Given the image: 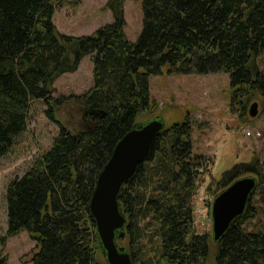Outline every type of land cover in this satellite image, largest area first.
<instances>
[{
  "label": "trees",
  "instance_id": "obj_1",
  "mask_svg": "<svg viewBox=\"0 0 264 264\" xmlns=\"http://www.w3.org/2000/svg\"><path fill=\"white\" fill-rule=\"evenodd\" d=\"M58 3L0 0V158L24 132L31 103L40 101L45 118L58 126L50 146L5 188V234L31 236V264H102L87 206L115 144L150 108V76L222 73L233 103L257 99L264 114V72L253 62L264 52V0H141L133 43L123 33L119 0L108 2L111 22L81 37L56 33L51 16ZM86 55L91 87L52 97L54 79L74 72ZM67 104L84 111L85 128L59 124L56 108ZM207 162L192 152L188 122L154 138L148 159L117 198L132 263H206L208 236L193 232L192 207ZM244 174L256 177L255 189L243 213L211 242L214 264H264V158L224 171L218 192Z\"/></svg>",
  "mask_w": 264,
  "mask_h": 264
},
{
  "label": "rangeland",
  "instance_id": "obj_2",
  "mask_svg": "<svg viewBox=\"0 0 264 264\" xmlns=\"http://www.w3.org/2000/svg\"><path fill=\"white\" fill-rule=\"evenodd\" d=\"M112 1V0H111ZM123 14V33L128 42H135L141 29V0H119ZM109 0H59L54 6L51 22L58 35L81 37L94 33L96 29L111 22ZM257 68L264 72V52L253 57ZM90 56L81 58L76 70L64 73L52 82V97L77 96L91 87ZM150 108L140 114L135 125L159 117L163 129L171 124L188 122L191 126L192 152L208 160L199 175L193 196L192 226L195 234H206L210 256L205 264H214L211 243L209 208L218 193V181L224 171L235 164L247 163L252 158H264V114L260 113L257 99L247 102L231 101L228 78L222 73L207 75H159L148 78ZM256 103L257 114L247 115L248 107ZM245 109L242 112L241 107ZM45 107L40 101L31 103L27 125L23 133L14 140L9 152L0 158V257L6 264H31L34 240L26 231L7 236L4 207V192L7 184L25 172L37 155L46 150L56 135L58 126L47 120ZM77 107L73 104L56 108L55 118L63 126L76 128ZM252 176L244 174L241 177ZM254 177V176H252ZM256 178V177H254ZM255 224V219L248 222ZM145 244V242H144ZM147 244H145V247ZM125 247V241L122 242ZM148 249V248H147ZM150 254V250H148ZM96 262L102 263L100 253Z\"/></svg>",
  "mask_w": 264,
  "mask_h": 264
},
{
  "label": "water",
  "instance_id": "obj_3",
  "mask_svg": "<svg viewBox=\"0 0 264 264\" xmlns=\"http://www.w3.org/2000/svg\"><path fill=\"white\" fill-rule=\"evenodd\" d=\"M90 114L95 116L94 113ZM257 114L256 103L247 110L249 118ZM163 130L159 117L142 125L133 124L115 144L110 157L95 177L87 211L97 238L99 253L105 264H134L122 246L126 218L117 198L122 186L131 180L138 166L150 155L154 138ZM255 189V178L232 181L212 199L209 208L212 241H217L230 223L239 217Z\"/></svg>",
  "mask_w": 264,
  "mask_h": 264
},
{
  "label": "flooded vegetation",
  "instance_id": "obj_4",
  "mask_svg": "<svg viewBox=\"0 0 264 264\" xmlns=\"http://www.w3.org/2000/svg\"><path fill=\"white\" fill-rule=\"evenodd\" d=\"M77 118H76V127L78 129H83L86 127V124L88 123V119L84 116V111L82 109L77 110Z\"/></svg>",
  "mask_w": 264,
  "mask_h": 264
}]
</instances>
